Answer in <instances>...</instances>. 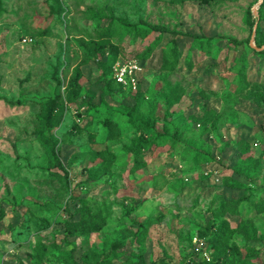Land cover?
I'll return each mask as SVG.
<instances>
[{
  "label": "rangeland",
  "instance_id": "1",
  "mask_svg": "<svg viewBox=\"0 0 264 264\" xmlns=\"http://www.w3.org/2000/svg\"><path fill=\"white\" fill-rule=\"evenodd\" d=\"M62 1L58 13L54 0H0V264H68L72 248L77 264L110 251L111 264H191L196 239L218 264H264V212L254 206L264 197V58L250 48L256 24L254 43L264 41V0ZM126 24L169 31L144 59L159 32ZM192 36L209 39L211 53ZM174 41L180 59L168 70L163 50ZM128 62L138 65L136 87L114 76ZM57 92L64 108L43 134V105ZM135 104L139 120L154 115V131L131 122ZM143 134L153 142L136 154ZM44 135L57 141L67 174L53 170ZM235 184L252 198L221 216L219 197H238ZM79 208L102 211L104 224L70 234ZM224 219L252 222L261 238L237 235L217 257L212 232Z\"/></svg>",
  "mask_w": 264,
  "mask_h": 264
},
{
  "label": "trees",
  "instance_id": "2",
  "mask_svg": "<svg viewBox=\"0 0 264 264\" xmlns=\"http://www.w3.org/2000/svg\"><path fill=\"white\" fill-rule=\"evenodd\" d=\"M58 13H61L63 11V1L62 0H54ZM264 6V2H263ZM264 20V10L260 12V21ZM254 24V22H251ZM129 27V28H128ZM126 28L132 29L133 31H136L137 33L142 32L143 35L146 36L149 32L158 31L159 35L157 38H155V41L152 43L150 47H148L143 55L144 59L149 58L156 46L161 42L163 36L165 33H167L169 30L162 26H154L149 25V28L145 29L143 27H136L131 26L130 24H126ZM112 29V26H110L109 30ZM195 39V43L199 45V47L204 50L206 53H211V46L208 40H202L198 36H192ZM217 38L220 39H228V42L233 44L234 46H240L244 43V41H239L236 38L232 37H225V36H218ZM250 42V38L248 39ZM100 46V45H99ZM259 48H262L264 46V41L257 44ZM111 50L116 49L114 45H109ZM104 48V47H102ZM101 48V49H102ZM251 51L254 52L257 56L264 58V49L258 50L256 48H252L250 46ZM163 59L164 63L163 66L168 70H175L178 66V62L180 59V52L178 49L177 43L174 41L167 50H163ZM59 68V66H58ZM59 69H56V73H58ZM81 77V71H77V76L73 79H71L70 83V91L68 95V100L71 102H74L77 100L78 96L76 94V89L78 88V79ZM112 79V78H111ZM105 83H109L110 80L107 81L105 79ZM56 81L58 82V85H61V81L59 78L56 77ZM120 84V83H119ZM64 101L63 96L60 92H57L54 97H49L45 100L43 105V113L40 116V122H41V128L44 133L51 132L53 128L55 127L57 121V113L59 110H62L64 107ZM130 113H131V122L133 124H137L138 126H142L143 130L151 131L154 128V122L152 120L154 119L153 114H149L148 118L139 120L137 117H134V114L139 110L138 105L130 106ZM110 124L109 122H107ZM154 131V130H153ZM159 139L165 138L164 135L157 134ZM113 138V137H111ZM138 141H136L134 145L131 147V151L134 153L140 152L143 147L150 145L153 141L149 139L146 135H140L137 137ZM156 139V138H155ZM43 142L46 144V146L49 149V152L51 153L53 157V164L52 168L55 171L57 175H63L67 174L65 170V166L62 163V161L59 159L58 154L56 152V144L57 141L51 138V136L44 135ZM105 155L110 156L111 154L107 152V150L104 151ZM200 156L203 158H207L205 154L199 153ZM205 160V159H203ZM115 159L111 158L110 161L106 164V167L102 170L103 172L106 170H110L112 162H114ZM98 174L92 175L90 178H95ZM228 189L231 191L237 192L238 197L233 195L229 198L226 196H220V204L217 207L216 212L221 215L225 216L226 214H232V215H238L241 211V205L246 201L250 200L252 198V195L250 193V190L248 187H243L238 184L235 185H229ZM255 209L257 212H264V197H261L259 200H257L254 203ZM5 214V210H0V219L3 218ZM71 218L74 220V222L67 221L66 222V229L70 234H73L75 229H80L83 231H95L98 229L99 225L104 224L105 217L103 216L102 211H98L95 213H92L89 208H79L75 211V213L71 214ZM77 218V219H76ZM206 230H209V228H206ZM241 236L246 241H258L261 237L258 236L257 230L252 222L249 223H242L239 227L233 228L231 227L228 220L224 219L222 222L216 227L215 231L212 232V237L215 240V245H222L221 252L219 249L217 257L222 256L230 250V241L235 236ZM218 249V247H217ZM254 250V249H251ZM45 247L43 243H40L39 245V253L44 254ZM115 253H112L110 251L106 256L102 259H99L95 264H111L112 258L115 257ZM67 259L70 260L71 263L68 264H77L74 259V248L71 249V251L67 254ZM191 264H218V260L216 259L215 255L211 256V260L208 261L199 255H197L195 252H193L190 255ZM153 264H172L171 260L167 259L166 257H163L157 261H155Z\"/></svg>",
  "mask_w": 264,
  "mask_h": 264
},
{
  "label": "built area",
  "instance_id": "3",
  "mask_svg": "<svg viewBox=\"0 0 264 264\" xmlns=\"http://www.w3.org/2000/svg\"><path fill=\"white\" fill-rule=\"evenodd\" d=\"M137 69H138V65L135 62L118 64L117 67L115 68V74H114L116 81L124 86L136 87L135 73ZM194 244H195V249H194L195 253L200 257L210 261L211 253L208 251L206 247H204V243L196 239Z\"/></svg>",
  "mask_w": 264,
  "mask_h": 264
},
{
  "label": "water",
  "instance_id": "4",
  "mask_svg": "<svg viewBox=\"0 0 264 264\" xmlns=\"http://www.w3.org/2000/svg\"><path fill=\"white\" fill-rule=\"evenodd\" d=\"M263 1V0H262ZM261 1V2H262ZM256 30H257V24L255 25V29H254V33H253V36H252V40L250 42V45L258 50H262L264 49V46L262 48H259L255 43H254V38H255V33H256Z\"/></svg>",
  "mask_w": 264,
  "mask_h": 264
}]
</instances>
